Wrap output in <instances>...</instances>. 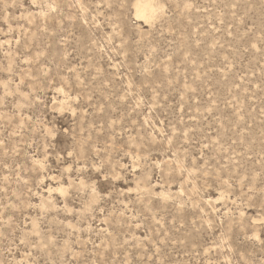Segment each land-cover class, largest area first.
I'll return each instance as SVG.
<instances>
[{
	"label": "rangeland",
	"instance_id": "obj_1",
	"mask_svg": "<svg viewBox=\"0 0 264 264\" xmlns=\"http://www.w3.org/2000/svg\"><path fill=\"white\" fill-rule=\"evenodd\" d=\"M0 0V264H264V0Z\"/></svg>",
	"mask_w": 264,
	"mask_h": 264
},
{
	"label": "bare ground",
	"instance_id": "obj_2",
	"mask_svg": "<svg viewBox=\"0 0 264 264\" xmlns=\"http://www.w3.org/2000/svg\"><path fill=\"white\" fill-rule=\"evenodd\" d=\"M154 0H137L134 8L135 14L143 19L150 18L154 13Z\"/></svg>",
	"mask_w": 264,
	"mask_h": 264
}]
</instances>
